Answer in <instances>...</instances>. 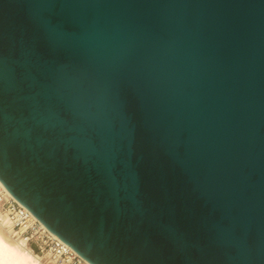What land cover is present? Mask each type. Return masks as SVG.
Wrapping results in <instances>:
<instances>
[{"label": "water", "instance_id": "95a60500", "mask_svg": "<svg viewBox=\"0 0 264 264\" xmlns=\"http://www.w3.org/2000/svg\"><path fill=\"white\" fill-rule=\"evenodd\" d=\"M0 184L90 264H264V0H0Z\"/></svg>", "mask_w": 264, "mask_h": 264}, {"label": "built area", "instance_id": "2783aa9c", "mask_svg": "<svg viewBox=\"0 0 264 264\" xmlns=\"http://www.w3.org/2000/svg\"><path fill=\"white\" fill-rule=\"evenodd\" d=\"M0 215L8 218L10 234L46 264H90L47 230L27 209L16 202L0 184ZM35 246L37 252L32 249Z\"/></svg>", "mask_w": 264, "mask_h": 264}, {"label": "bare ground", "instance_id": "6f19581e", "mask_svg": "<svg viewBox=\"0 0 264 264\" xmlns=\"http://www.w3.org/2000/svg\"><path fill=\"white\" fill-rule=\"evenodd\" d=\"M9 228L8 218L0 215V264H43L29 248L12 238Z\"/></svg>", "mask_w": 264, "mask_h": 264}, {"label": "rangeland", "instance_id": "374dc122", "mask_svg": "<svg viewBox=\"0 0 264 264\" xmlns=\"http://www.w3.org/2000/svg\"><path fill=\"white\" fill-rule=\"evenodd\" d=\"M43 264H46L45 262H43Z\"/></svg>", "mask_w": 264, "mask_h": 264}]
</instances>
